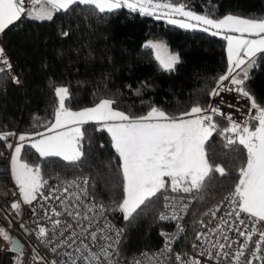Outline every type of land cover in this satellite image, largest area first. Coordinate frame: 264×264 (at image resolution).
I'll return each instance as SVG.
<instances>
[{"label":"trees","instance_id":"trees-1","mask_svg":"<svg viewBox=\"0 0 264 264\" xmlns=\"http://www.w3.org/2000/svg\"><path fill=\"white\" fill-rule=\"evenodd\" d=\"M184 3L187 9L212 19L225 15L264 18V0H171ZM68 35L64 36L63 33ZM3 41L12 56L19 83L8 73L0 75V132L34 133L45 131L54 122L58 99L54 88L69 89L65 107L79 111L92 107L100 99H114L119 111L139 117L155 106L169 116L187 112L196 104L208 107V93L215 81L228 68L227 41L201 30H184L165 20L142 16L127 8L112 13H99L86 5H74L67 13L58 12L51 21H38L22 16L5 30ZM150 39L163 40L179 55L175 70H162L154 50L145 47ZM258 105L264 107V54H257L255 66L249 70L244 85ZM219 128L228 122L216 117ZM99 125L89 122L81 126L83 157L72 163L61 157L42 158L27 142L21 159L39 166L43 180L87 179L94 199L102 203L108 216L124 231L118 253L131 259L162 244L160 219L163 197L158 194L143 206V211L130 222L115 210L123 198L120 160L111 146L110 135L97 131ZM103 147H100V145ZM226 149L224 139L214 133L205 145L209 163L221 165L227 175L213 173L199 192L181 193L194 198L188 214L187 229L178 247L189 252L196 234L208 221V213L234 191L239 181V168L246 162L242 146ZM6 149L0 141V153ZM13 211L0 199V221L10 223ZM203 221V225L200 223Z\"/></svg>","mask_w":264,"mask_h":264},{"label":"snow or ice","instance_id":"snow-or-ice-1","mask_svg":"<svg viewBox=\"0 0 264 264\" xmlns=\"http://www.w3.org/2000/svg\"><path fill=\"white\" fill-rule=\"evenodd\" d=\"M32 8L26 9L25 0H0V34L19 21L22 16L38 21H51L58 12L67 13L74 5H86L94 8L99 13H112L116 10L127 8L131 12H138L142 16L155 17L156 20H165L168 24L177 26L184 30H201L213 36L223 35L225 32L237 33L238 35H223L227 41L228 68L225 74L220 75L215 81V87L208 93L209 97L215 98L221 92H235L240 98L250 101L248 116L241 122L233 119L232 113H223L221 106L201 107L196 104L189 111L180 113L177 116H169L163 110L152 106L146 115L133 117L123 111L113 107L116 104L114 99H100L92 107L79 111H72L65 107L66 100H70L69 89L65 86L54 88V94L58 99V106L54 114V122H49L45 126V131L34 133H21L17 136L15 132H0V141L5 142V147L12 149L10 160V175L18 188L23 204L31 205L37 201L38 196L47 201L53 198L57 189H52L48 196H44L42 189L47 185V181L41 176V169L37 165L30 166L21 159L25 142L39 154L42 158L61 157L64 161L78 162L83 157L82 141L84 133L81 126L93 122L98 126L97 131L107 132L110 135L111 146L115 150L120 160V170L123 177V198L115 205V210L123 214L126 222H130L135 216L143 211V206L151 202L154 198H159L158 194L170 190L173 193H192L203 189L207 179L213 173L220 176L227 175L226 169L221 165L209 163L205 151V145L216 133L224 139L226 149L235 150L233 146H242L246 151V162L239 168V181L235 184L234 191L221 201V205L229 202L233 210L227 213L228 216L237 218L240 227L229 225L230 231H236L239 236L245 238V243H241L234 260L238 261L244 255V250L248 241H252L254 235L259 239L255 241V250L251 253V258L247 264H253L254 260L264 261V255H260L264 246V231H259L256 222H264V107L257 104L255 98L245 89L244 85L249 78V69L255 66L257 54H264V18L251 19L240 16L225 15L221 19H212L208 15L197 14L188 10L184 3H172L171 0H31ZM39 6V7H37ZM64 36L68 33L64 32ZM145 47L154 50L155 59L162 70L171 72L175 70L179 63V55L169 52L166 44L149 41ZM0 73L5 71L11 73L12 64L5 55V50L0 47ZM15 83H19L17 77H12ZM222 104L232 108L222 100ZM239 111V109H237ZM219 117L228 122V127L219 128L215 118ZM17 136L15 147L8 142L9 137ZM100 147H103L101 144ZM72 185L79 187L75 181ZM83 184L87 185L88 180L84 179ZM82 192L85 190L82 188ZM64 193L69 192L68 187L63 188ZM15 195V193H14ZM76 196V201L80 197ZM86 195V192H85ZM62 204L64 200L60 196L54 197ZM166 201L165 209H170L168 214L161 213V221L178 220L179 213L187 210V204L176 197H163ZM216 210H210L205 215L215 218ZM11 209L19 214L21 209L20 201H13ZM44 206L41 205V208ZM87 212L83 214V219L89 221V227L96 216H103L105 212L113 210L106 208L103 204H90ZM80 204L69 203L64 209L68 216L81 218L79 210ZM51 212L53 216H60L55 208L45 210V215ZM93 213L92 217L88 213ZM246 214L253 220L251 227L244 219H239L241 214ZM35 215V209H33ZM203 225V221H200ZM59 219L52 220L53 227L59 226ZM71 228V225L67 226ZM178 231L183 228L177 225ZM21 228L25 226L21 224ZM220 228L211 229L216 233ZM27 231V229H25ZM48 228L42 225L37 226V237L41 242L46 241ZM102 233L101 239L111 241L99 246V251H92L87 244L81 241L82 247L76 248L78 255L73 258L72 252L64 255L68 257L70 264H113L114 255H118L117 245L121 236L120 231H115L114 236L104 235L105 232H113L111 225L105 224L104 229H99ZM91 240L95 244L97 232L89 233ZM165 239L164 248L160 253L149 257L143 254L149 261L158 260L165 257L171 251V243L176 237H169L161 233ZM72 236H76L73 232ZM207 233L198 232L196 240H206ZM0 238L10 243L8 251L19 253L13 259V264H22L23 249L19 242L10 236L7 229L0 227ZM224 240L228 237L224 235ZM66 241L61 240L51 248L56 252ZM75 243V241H73ZM234 243V241H233ZM71 247V245H69ZM195 247V245H193ZM212 247L218 248L215 253L217 257L223 255L227 257L228 252L224 251L231 244H224L217 241ZM35 249L33 252L35 253ZM204 255L212 256L213 253L206 250ZM177 261L181 256H175ZM36 264H42L44 257L36 254L33 256ZM46 264V262H44ZM50 264H58L56 260ZM141 264V261H135ZM189 264H200L198 259H192Z\"/></svg>","mask_w":264,"mask_h":264},{"label":"built area","instance_id":"built-area-1","mask_svg":"<svg viewBox=\"0 0 264 264\" xmlns=\"http://www.w3.org/2000/svg\"><path fill=\"white\" fill-rule=\"evenodd\" d=\"M26 9H31L32 4L31 0H25ZM39 7V6H37ZM26 16V15H25ZM0 47H3L5 50V55L10 60L12 64L11 73L5 71L12 78L13 76L18 77L17 71L15 68V63L10 55L4 41L3 35L0 34ZM3 65H0L2 67ZM2 73H0L1 75ZM222 100L228 104H231L233 107L228 108L222 104ZM213 107L221 106L220 110L223 113H232L233 119L237 122H241L248 116V109L250 107V101L246 98H240L235 92H221L219 97L212 98L210 104ZM239 109V111H237ZM17 136L19 132H15ZM17 136L9 137L8 142L13 144L15 147L17 141ZM12 149L6 148L2 153H0V199L4 203L9 206L13 201L21 202V209L19 210V214L16 212L10 211L8 212V216L11 219L10 223H6L4 221L0 222V227L7 229L10 236L13 238H17L20 243H22V264H36V261L33 260V256L39 254L44 257V262L46 264H50L51 261L56 260L58 264H70L68 257L64 255L67 252L73 253V258H75L78 253L75 252L76 248L82 247L81 241L84 244H87L92 251H99V246L102 244L110 243L111 241H106L101 239L102 233L98 231L99 229H104L105 224H109L114 229L113 232H105L104 235H112L114 236L115 231H120L121 236L119 239V243L116 246L117 252L120 246V243L124 236V231L122 228L114 222L105 212L103 216L97 215L95 220L91 223L89 227V221L83 219V214L87 212V207L90 204H102L94 199L92 194L89 192L87 185L83 184L84 179H75L62 181L55 178L47 179V185L42 189L43 195L48 196L49 192L52 189H57V191L53 194V198L45 201L38 196L37 201H34L31 205L23 204L22 197L19 194L18 188L15 185L13 179L10 175V160H11ZM75 181L79 187L72 185L71 182ZM68 187L69 192L64 193L63 188ZM84 189L86 192H82L81 189ZM15 193V195H14ZM75 193L80 197L79 201H76V196L73 195ZM60 196L64 203L62 204L60 201L56 200L54 197ZM168 197H176L178 200H182L187 204V210L179 213V219L176 221L168 220L162 221L166 227H164L161 233L167 234L169 237H176L175 240L171 243V251L166 254L165 257H159L158 260L149 261L145 258L143 254H147L149 257L154 256L155 254L160 253L161 249L164 248L165 239L162 236V244L156 248L151 250H146L139 255L131 258L125 259L119 253L118 255H114L113 264H135V261H141V264H189L192 259H198L200 264H247L248 259L251 258V253L255 250V241L259 239L258 235H254L252 241H248L247 246L244 250V255L239 257V260H234V256L237 253V250L240 247L241 243H245V238L238 235L236 231H230L229 225L225 224V221H228L229 224H233V227H240L243 230V226L239 225L238 220L234 216H228L227 213L233 210V206L229 202H225L221 205V202L218 205L220 206V210L216 213V217L213 218L210 215L208 216V221L201 232L207 233L206 240L198 241L195 239L193 245L189 252H183L179 249L178 244L184 235L187 229V218L188 214L193 206L194 198L190 195H185L181 193H167L164 195ZM229 196V195H228ZM227 197V196H226ZM224 200V199H223ZM222 200V201H223ZM165 200L163 199V206L161 213L168 214L170 209H165L164 204ZM69 203H79L80 204V212L82 214L81 218H74L67 215L65 212V208L69 205ZM41 205L44 207L41 208ZM55 208L58 212H61L60 216H53L51 212H48L46 216L45 210H50ZM33 209H35V215L33 214ZM212 211L216 210V206L211 209ZM89 217L93 216V213H88ZM59 219L61 224L59 226L53 227L52 220ZM239 219H244L246 223L251 227L253 220L250 219L246 214H241ZM21 224L25 226L24 229L21 228ZM183 228V231H178L177 225ZM42 225L48 228V235L46 237V241H51V243L41 242L37 237V226ZM71 225V228L67 226ZM220 225V228L216 233H213L211 229H217V226ZM256 227L259 231H264V222H256ZM27 229V232L25 231ZM96 231L97 232V241L95 244L91 240V236L89 233ZM75 232L76 236H72V233ZM226 235L228 240H224L222 237ZM61 240L66 241L61 247L57 249L56 252L51 251V248L59 243ZM75 241V243H73ZM219 241L220 243H224L226 245L231 244V247H226L224 251L228 252L229 255L227 257L221 255L217 257L215 253L219 251L218 248L212 247V244ZM234 241V243H233ZM71 245V247H69ZM10 243L6 242L4 239L0 238V264H13V259L19 256V253L8 251L10 247ZM35 249V253L33 252ZM206 250H209L213 253L210 257L208 255H204ZM179 254L181 256V260L177 261L175 256ZM260 255H264V246L261 248ZM42 262V264H44ZM78 264H83L82 261H78ZM253 264H264V261L254 260Z\"/></svg>","mask_w":264,"mask_h":264},{"label":"rangeland","instance_id":"rangeland-1","mask_svg":"<svg viewBox=\"0 0 264 264\" xmlns=\"http://www.w3.org/2000/svg\"><path fill=\"white\" fill-rule=\"evenodd\" d=\"M189 10V9H188ZM198 14V13H197ZM234 16H236V15H234ZM242 18H244V17H242ZM223 35H238L237 33H229V32H225V33H223ZM223 35H219V36H223ZM149 41H152V42H159V43H163V44H166L163 40H158V39H150V40H148V41H146V43L147 42H149ZM167 45V44H166ZM168 47V46H167ZM168 50H169V52H171V53H173V54H177L176 52H173V51H171L170 49H169V47H168ZM26 143V142H25ZM27 232V231H26Z\"/></svg>","mask_w":264,"mask_h":264},{"label":"water","instance_id":"water-1","mask_svg":"<svg viewBox=\"0 0 264 264\" xmlns=\"http://www.w3.org/2000/svg\"><path fill=\"white\" fill-rule=\"evenodd\" d=\"M14 239L19 242V240L16 237ZM19 245L22 247V243L19 242Z\"/></svg>","mask_w":264,"mask_h":264},{"label":"bare ground","instance_id":"bare-ground-1","mask_svg":"<svg viewBox=\"0 0 264 264\" xmlns=\"http://www.w3.org/2000/svg\"><path fill=\"white\" fill-rule=\"evenodd\" d=\"M8 212H10V211L7 210V213H8ZM0 222H1V221H0ZM4 222H5V221H4Z\"/></svg>","mask_w":264,"mask_h":264},{"label":"crops","instance_id":"crops-1","mask_svg":"<svg viewBox=\"0 0 264 264\" xmlns=\"http://www.w3.org/2000/svg\"><path fill=\"white\" fill-rule=\"evenodd\" d=\"M155 53V52H154ZM250 70V69H249Z\"/></svg>","mask_w":264,"mask_h":264}]
</instances>
